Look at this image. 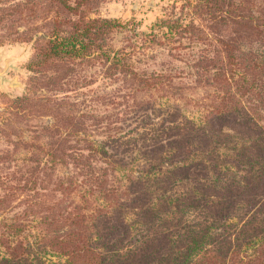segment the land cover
I'll return each mask as SVG.
<instances>
[{"label":"trees","instance_id":"1","mask_svg":"<svg viewBox=\"0 0 264 264\" xmlns=\"http://www.w3.org/2000/svg\"><path fill=\"white\" fill-rule=\"evenodd\" d=\"M103 1L0 0V264H264V0Z\"/></svg>","mask_w":264,"mask_h":264},{"label":"rangeland","instance_id":"2","mask_svg":"<svg viewBox=\"0 0 264 264\" xmlns=\"http://www.w3.org/2000/svg\"><path fill=\"white\" fill-rule=\"evenodd\" d=\"M172 2L173 0H105L99 3L95 12L101 17L133 21L139 30L147 31L163 12H168ZM32 44V40L0 44V110L2 97H14L21 94L25 88L26 79L30 74L26 63L32 55ZM103 84L102 79L96 76L92 87H89L93 89ZM91 91L85 95L79 94L78 99L85 100ZM184 112L193 118L198 114L191 106L184 107ZM43 120L48 121V118Z\"/></svg>","mask_w":264,"mask_h":264}]
</instances>
